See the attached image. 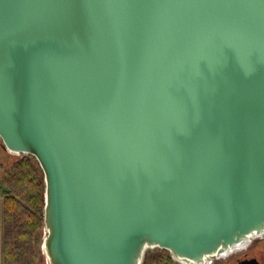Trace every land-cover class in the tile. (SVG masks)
Masks as SVG:
<instances>
[{
    "label": "water",
    "instance_id": "obj_1",
    "mask_svg": "<svg viewBox=\"0 0 264 264\" xmlns=\"http://www.w3.org/2000/svg\"><path fill=\"white\" fill-rule=\"evenodd\" d=\"M0 139L43 173L47 264L245 249L264 238V0H0Z\"/></svg>",
    "mask_w": 264,
    "mask_h": 264
},
{
    "label": "trees",
    "instance_id": "obj_2",
    "mask_svg": "<svg viewBox=\"0 0 264 264\" xmlns=\"http://www.w3.org/2000/svg\"><path fill=\"white\" fill-rule=\"evenodd\" d=\"M0 182L2 264H47L38 247L44 230V181L36 159L9 152ZM141 264L178 263L166 249L154 248L145 251Z\"/></svg>",
    "mask_w": 264,
    "mask_h": 264
},
{
    "label": "flooded vegetation",
    "instance_id": "obj_3",
    "mask_svg": "<svg viewBox=\"0 0 264 264\" xmlns=\"http://www.w3.org/2000/svg\"><path fill=\"white\" fill-rule=\"evenodd\" d=\"M253 243L254 241H252L245 249L233 252L227 256L213 258L210 264H250L249 262L252 258H256L258 262L262 264L259 257V251L261 249L255 248L257 243L255 245Z\"/></svg>",
    "mask_w": 264,
    "mask_h": 264
},
{
    "label": "rangeland",
    "instance_id": "obj_4",
    "mask_svg": "<svg viewBox=\"0 0 264 264\" xmlns=\"http://www.w3.org/2000/svg\"><path fill=\"white\" fill-rule=\"evenodd\" d=\"M8 153L9 152L3 147L2 142L0 141V178H1L5 168L7 166ZM3 189H4V186L0 182V264H2V253H1V248H2V244H1V200H2ZM41 243H42V239H41ZM38 247L41 250V244H39ZM255 248L261 249L259 251V257H260V259L262 261V264H264V239L263 240H259V243H257ZM152 249H154V248H152ZM41 254L44 257V255L42 253V250H41ZM44 259H45V257H44ZM45 262H46V260H45Z\"/></svg>",
    "mask_w": 264,
    "mask_h": 264
}]
</instances>
